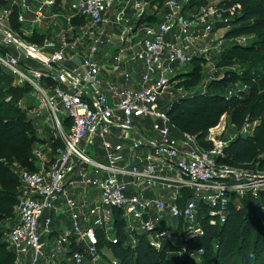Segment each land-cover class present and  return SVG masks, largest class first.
Masks as SVG:
<instances>
[{
    "label": "built area",
    "instance_id": "obj_1",
    "mask_svg": "<svg viewBox=\"0 0 264 264\" xmlns=\"http://www.w3.org/2000/svg\"><path fill=\"white\" fill-rule=\"evenodd\" d=\"M242 10L225 0H8L0 7V65L51 108L61 141L48 164L36 151L38 170H16L20 194L8 232L15 264H114L100 235L114 240L117 215L133 246L145 237L183 261L204 254L192 240L205 223H226L249 197L250 213L264 224V153L255 167L230 163L225 152L233 139L253 135L257 121L248 117L223 140L221 120L205 136L213 143L207 149L166 107L193 96L178 89L188 73L196 67L203 75L207 65L213 73L229 45L240 43L230 33ZM98 140L103 152L91 155Z\"/></svg>",
    "mask_w": 264,
    "mask_h": 264
},
{
    "label": "trees",
    "instance_id": "obj_2",
    "mask_svg": "<svg viewBox=\"0 0 264 264\" xmlns=\"http://www.w3.org/2000/svg\"><path fill=\"white\" fill-rule=\"evenodd\" d=\"M225 1L229 4L239 3L243 7L242 13L235 20L236 27L230 34L258 32L262 37L261 47L264 50V0ZM7 2L8 0H0V7ZM34 39L40 40V37ZM237 47L233 46L232 51ZM232 51L228 49L224 58L231 57ZM187 75L189 78L186 80L192 82H197L201 76L196 67ZM250 78L262 83V88L250 85L249 91H243L242 95L232 98L220 95L203 100L202 95L195 93L174 102L170 106L169 114L180 129L198 135L201 144L207 149H211L213 143L206 141L205 136L209 129L220 123L225 114H230L233 123L239 128L248 117L257 121L253 135L238 136L225 148L230 163L241 166L256 164L259 156L264 153V63L263 68L254 71ZM31 89L28 84L15 85L13 76L0 65V220L14 219L19 200L16 176L18 179L19 177L11 165L16 159L30 166L33 162L35 168L30 170H38L42 165L36 157V151L28 146L26 137L30 130L29 121H26L22 107L17 104L23 99L25 91ZM189 104H194L195 110H189ZM243 203L242 209H232L226 223L217 226L205 223L204 235L192 240V245L201 246L205 250L200 256V264H220L228 261L233 255L238 256L239 264H253L257 254L264 255L262 218L256 212L251 214L249 211L251 207L254 208L253 198L249 197ZM114 223L117 226L114 240L105 242L100 235L101 243L102 246L111 248L113 256L121 264H187L190 261L168 255L167 250L157 251L148 244L145 237L140 239L137 246H133L128 240L125 223L119 215ZM3 236V231L0 230V264H15L17 254L13 249H9Z\"/></svg>",
    "mask_w": 264,
    "mask_h": 264
},
{
    "label": "rangeland",
    "instance_id": "obj_3",
    "mask_svg": "<svg viewBox=\"0 0 264 264\" xmlns=\"http://www.w3.org/2000/svg\"><path fill=\"white\" fill-rule=\"evenodd\" d=\"M236 34H238L239 36L237 37H240L241 39L240 43L229 45L228 49H230V51H232L233 46H238L234 51H232V53L230 52L231 57L228 56L227 58L215 61L213 73L211 71H207L211 67V65H207L204 69V73H206L201 75L200 79H198L197 82H192L191 80H182L178 84V89H186L190 91L192 95L198 93L199 95L203 96V100L208 98L211 99L215 96L220 95H227L231 98L234 96H240L242 95L241 89H243L245 85H255L257 88L261 89L262 83H257V81L255 82L254 80H251L250 75L254 73V71H260L263 68L264 50L261 47L262 37L258 32L255 31H245ZM1 40L2 38L0 36V41ZM67 65H69L70 67H75L77 63L67 62ZM206 76L209 78L208 80L205 78ZM204 84L206 85L203 86ZM178 89L173 90L174 94H178ZM168 96L169 94H166L162 97L163 104L170 102ZM165 100H167V102ZM17 104L22 107V111L25 113L26 121H29L30 130L26 137L28 146L32 147L33 151H42L45 160L41 161L47 162L48 164V162L53 158L54 154L56 153L57 147L61 143L60 138L57 134V130L55 128L56 123L51 108L45 102H42L40 96L38 94H35L32 89L31 91H25L23 99L19 100ZM187 106L188 109L191 111L195 110L196 108L194 104H189ZM60 117L64 120L66 119L64 111L60 113ZM221 120H226V131L223 134V140H228L232 137H235L239 130V126L233 123L231 115L229 114ZM114 132L116 134H121L122 130L115 129ZM82 145H84V143ZM100 145L101 142L100 140H98L97 146L92 147L89 150L90 154L100 155L103 152ZM36 157L38 158L37 155ZM258 160L260 161V159ZM11 167L15 170L21 168L30 169L35 168V164L31 162L30 166L29 164H25L22 160L16 159V162H14ZM255 167H257V164L255 165ZM16 180L18 184L16 191L20 194L21 182L19 181L17 176ZM176 221L178 222L179 219H176ZM12 225V219L4 218L0 220V230L3 231V237L4 239H6L10 250H12V246L8 242V232L10 231ZM172 228L176 233L175 241L176 243H179V230L175 226ZM107 253L110 255V257L113 256L111 248L107 250ZM200 263L201 258L194 257L191 258L187 264ZM40 264H43V261H41ZM114 264L121 263L119 260H117ZM220 264H239L238 256L233 255L228 261H223ZM253 264H264V255L260 253L257 254L254 258Z\"/></svg>",
    "mask_w": 264,
    "mask_h": 264
},
{
    "label": "crops",
    "instance_id": "obj_4",
    "mask_svg": "<svg viewBox=\"0 0 264 264\" xmlns=\"http://www.w3.org/2000/svg\"><path fill=\"white\" fill-rule=\"evenodd\" d=\"M164 106H166L165 104H164ZM168 109H170L169 107H170V105L169 106H166Z\"/></svg>",
    "mask_w": 264,
    "mask_h": 264
}]
</instances>
